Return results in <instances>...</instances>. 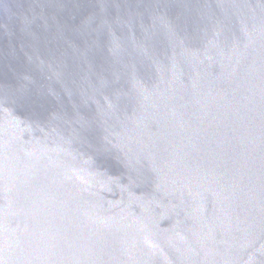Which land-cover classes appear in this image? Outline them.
<instances>
[{
  "label": "water",
  "instance_id": "obj_1",
  "mask_svg": "<svg viewBox=\"0 0 264 264\" xmlns=\"http://www.w3.org/2000/svg\"><path fill=\"white\" fill-rule=\"evenodd\" d=\"M0 264H264V0H0Z\"/></svg>",
  "mask_w": 264,
  "mask_h": 264
}]
</instances>
